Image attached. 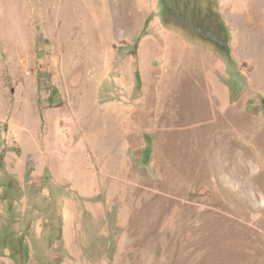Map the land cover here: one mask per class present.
I'll list each match as a JSON object with an SVG mask.
<instances>
[{"label":"rangeland","instance_id":"rangeland-1","mask_svg":"<svg viewBox=\"0 0 264 264\" xmlns=\"http://www.w3.org/2000/svg\"><path fill=\"white\" fill-rule=\"evenodd\" d=\"M0 264H264V0H0Z\"/></svg>","mask_w":264,"mask_h":264},{"label":"crops","instance_id":"crops-1","mask_svg":"<svg viewBox=\"0 0 264 264\" xmlns=\"http://www.w3.org/2000/svg\"><path fill=\"white\" fill-rule=\"evenodd\" d=\"M209 68V69H208ZM206 71L210 72V67L206 66ZM210 79V76H208ZM218 89V88H217ZM216 94L212 95L211 90L206 94V141L209 143V139L212 135L211 128H210V122H211V107L214 103H219L221 105V110L225 114L233 115L235 120V133H238L240 136H242V123H241V115L243 114L242 108H243V102L242 98L238 96V98H233L231 96H228L225 89L222 90H215ZM245 103V110H247V102ZM237 114L240 115V120L238 122ZM222 132V131H221Z\"/></svg>","mask_w":264,"mask_h":264},{"label":"bare ground","instance_id":"bare-ground-1","mask_svg":"<svg viewBox=\"0 0 264 264\" xmlns=\"http://www.w3.org/2000/svg\"><path fill=\"white\" fill-rule=\"evenodd\" d=\"M185 89H186V88H185ZM185 89H184V90H185ZM192 95H193V94H192Z\"/></svg>","mask_w":264,"mask_h":264}]
</instances>
